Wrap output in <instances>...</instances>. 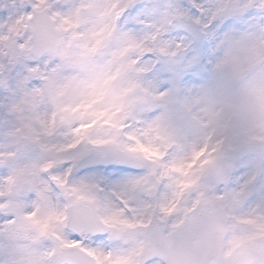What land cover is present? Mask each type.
I'll return each mask as SVG.
<instances>
[{
    "label": "snow or ice",
    "instance_id": "obj_1",
    "mask_svg": "<svg viewBox=\"0 0 264 264\" xmlns=\"http://www.w3.org/2000/svg\"><path fill=\"white\" fill-rule=\"evenodd\" d=\"M0 264H264V0H0Z\"/></svg>",
    "mask_w": 264,
    "mask_h": 264
}]
</instances>
